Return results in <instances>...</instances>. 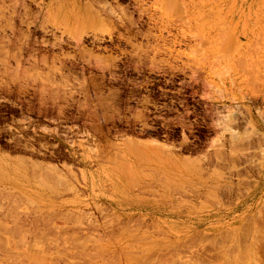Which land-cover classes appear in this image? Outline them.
I'll list each match as a JSON object with an SVG mask.
<instances>
[{
	"label": "rangeland",
	"instance_id": "1",
	"mask_svg": "<svg viewBox=\"0 0 264 264\" xmlns=\"http://www.w3.org/2000/svg\"><path fill=\"white\" fill-rule=\"evenodd\" d=\"M0 158V264H264V0H0Z\"/></svg>",
	"mask_w": 264,
	"mask_h": 264
},
{
	"label": "bare ground",
	"instance_id": "2",
	"mask_svg": "<svg viewBox=\"0 0 264 264\" xmlns=\"http://www.w3.org/2000/svg\"><path fill=\"white\" fill-rule=\"evenodd\" d=\"M236 146H237V145H236ZM244 147H245V146H244ZM244 147H243V149H244ZM246 148H247V147H246ZM246 148H245V149H246ZM240 150H242V149L240 148ZM237 151H238V150H237ZM0 159H1V158H0ZM249 159H250V158H249ZM0 161H1V160H0ZM233 161H234V160H233ZM0 164H1V163H0ZM5 164H6V163H5ZM19 164H21V162H20ZM1 165H2V164H1ZM120 165H122V164H120ZM233 165H234V164H233ZM3 166L5 167V165H3ZM3 166L0 167L1 170H2ZM234 166H235V165H234ZM228 167H229V166H228ZM13 169H14V168H13ZM1 170H0V172H1ZM4 170H6V167H5V169H3V171H2L3 173L7 171V170H6V171H4ZM17 170H18V169H17ZM18 171H19V170H18ZM2 172H1V174H2ZM19 172H20V171H19ZM236 172H237V171H236ZM262 172H264V167H263V166H262ZM7 173H8V171H7ZM5 174H6V173H5ZM5 174H4V176H5ZM22 174H23V172H22ZM7 175H8V174H7ZM7 175L5 176L6 178L8 177ZM23 176H24V178H25V175H23ZM23 176H22V177H23ZM12 177H13V176H12ZM0 179H1V178H0ZM12 180H13V179H12ZM42 180H43V179H42ZM42 180H41V181H42ZM0 181H1V180H0ZM19 182H20V181H19ZM21 182H22V181H21ZM43 182H44V181H43ZM238 183H239V182H238ZM238 188H239V187H238ZM2 193H3V192H2ZM1 195H2V194H1ZM3 195H4V194H3ZM7 195H8V194H7ZM7 195H6V196H7ZM214 196H215V195H214ZM0 198H1V197H0ZM5 198H6V197H5ZM263 206H264V205H263ZM259 209H260V208H259ZM262 209H263V208H262ZM262 209H260V210L263 211ZM258 212H260V211H258ZM261 213H262V212H260L259 214H261ZM257 215H258V214H257ZM246 218H248V217H246ZM262 218H263V217H262ZM36 220H37V219H36ZM34 221H35V220H34ZM38 222H40V221H38ZM250 222H251V219H250ZM253 222L255 223V221H253ZM253 222H252V223H253ZM248 223H249V222H248ZM252 223H251V225H252ZM1 225H2V224H1ZM241 225H242V224H241ZM248 225H249V224H248ZM262 225H263V223H262ZM253 226H254V224H253ZM257 226H259V225H257ZM257 226H256V227H257ZM237 227H238V226H237ZM240 227H241V226H240ZM243 227H244V226H243ZM249 227H250V226H249ZM238 228H239V227H238ZM245 228H246V226H245ZM253 228H254V227H253ZM253 228H252V230H253ZM233 229H234V228H233ZM254 229L256 230V228H254ZM240 230H241V229H240ZM245 230H246V229H245ZM11 231H12V230H11ZM11 231H8V232H11ZM236 231H237V230H236ZM236 231H235V230H234V231H231V232H233L232 235H229V236H228L227 233H226L225 235H227V236L230 238L231 236H233L234 233H236ZM242 231H243V230H242ZM242 231H241V232H242ZM247 231H248V230H247ZM249 231H250V230H249ZM12 232H13V231H12ZM231 232H230V233H231ZM243 232H244V231H243ZM250 232H251V231H250ZM250 232H248V234H249ZM260 232H261V231H260ZM228 233H229V232H228ZM254 233L256 234L255 231H254ZM258 233H259V232H258ZM20 234H22V233H20ZM241 234H242V233H241ZM259 234H261V233H259ZM242 235H243V234H242ZM239 236H240V235H239ZM239 236H238V239H240ZM253 236H254V235H253ZM262 236H263V235H262ZM262 236L260 235V237H262ZM234 237H235V236H234ZM240 237H241V238H244V235H243V237H242V236H240ZM229 238H228V240H229ZM256 238H257V237H256ZM221 239H225V238H221ZM230 239H231V238H230ZM238 239H237V242L241 240V239H240V240H238ZM254 239H255V238H254ZM254 239H253V240H254ZM202 240H203V239H202ZM212 240H213V239H212ZM233 240H234V239H233ZM258 240H259V239H258ZM226 241H227V240H226ZM226 241H224V242H226ZM242 241H243V239H242ZM249 241H250V240H249ZM213 242H214V244H215V240H214ZM221 242H222V240H221ZM258 242H259V241H258ZM222 243H223V242H222ZM231 243H232V242H231ZM243 243H244V241H243ZM245 243L247 244L248 241H245ZM255 243H257V242H254L253 246L255 245ZM211 244H212V243H211ZM233 244L235 245V247H238V245L240 244V242H238V245H236L234 242H233ZM249 244H251V243H248V245H249ZM258 244H259V243H258ZM258 244H256V245H258ZM221 245H223V244H221ZM221 245H220V246H221ZM224 245H225V244H224ZM226 245H227V244H226ZM234 245H233V246H234ZM241 245H242V244H240V246H241ZM248 245H247V247H245V248H248ZM212 246H213V245H212ZM217 246H218V244H217ZM227 246H228V245H227ZM230 246H231V244L229 245V247H230ZM233 246H232V247H233ZM240 246H239V247H240ZM249 246H250V245H249ZM253 246L251 245L250 247L252 248ZM213 247H214V246H213ZM223 247H224V246H223ZM239 247H238V248H239ZM241 247H242V246H241ZM241 247H240V248H241ZM250 247H249V248H250ZM259 247H260V246H259ZM226 248H227V247H226ZM238 248H236V249L238 250ZM242 248L244 249V247H242ZM249 248H248V249H249ZM236 249H235V251H237ZM253 249H254V247H253ZM253 249H252V250H253ZM257 249H258V248H257ZM214 250H216V249H214ZM227 250H228V249H227ZM232 250H233V248H232L230 251H232ZM252 250L250 249V251H252ZM260 250H261V249H260ZM217 251H218V250H217ZM221 251H223V250H221ZM221 251H219V252H221ZM238 251H239V250H238ZM238 251H237V252H238ZM240 251H242V250H240ZM243 251H245V250H243ZM250 251H249V253H250V255H251L252 252H250ZM254 251H255V250H254ZM226 252H227V251H226ZM237 252H236V253H237ZM247 252H248V251H247ZM247 252H246V254H247V256H248L249 254H248ZM138 253H139V252H138ZM233 253H234V250H233ZM236 253H235V258H233V259L236 260V258H238V260H239V259L241 260V257H242V256H241V255H238V256H239V257H238V256H236ZM239 253H240V252H239ZM243 253H244V254H243ZM243 253H240V254H242L243 256H246L245 252H243ZM255 253H256V251H255ZM257 253H258V252H257ZM257 253H256V254H257ZM130 254H131V253H130ZM133 255H134V254H133ZM228 255H229V254H228ZM252 255H253V254H252ZM136 256H137V255H136ZM204 256H205V255H204ZM232 256H234V254H233ZM240 256H241V257H240ZM247 256H246V258L244 257V259H245V261H247L246 263L248 264L249 262H248ZM256 256H257V255H256ZM226 257H228L227 254H226ZM249 257H250V256H248V258H249ZM228 258H230V257H228ZM242 258H243V257H242ZM251 258H252V257H251ZM226 259H227V258H226ZM254 259H255V258H254ZM198 260H199V259H198ZM230 260H231V259H229V261H230ZM235 260H231V261L234 262ZM199 261H200V260H199ZM226 261H228V259H227ZM229 261H228V262H229ZM242 261H243V259H242ZM242 261H241V263H242ZM197 262H198V261H197ZM207 262H208V261H207ZM207 262H206V263H207ZM228 262H226V263H228ZM233 262H231V263L233 264ZM251 262H252V259H251ZM200 263H202V262H200ZM226 263H225V264H226ZM238 263H239V262H238ZM238 263H237V261H236V264H238ZM241 263H239V264H241ZM246 263H245V264H246ZM223 264H224V262H223ZM234 264H235V262H234ZM243 264H244V263H243ZM249 264H250V263H249ZM251 264H253V263H251Z\"/></svg>",
	"mask_w": 264,
	"mask_h": 264
}]
</instances>
